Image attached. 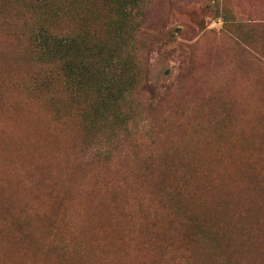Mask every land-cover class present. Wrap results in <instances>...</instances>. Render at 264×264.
Segmentation results:
<instances>
[{
	"label": "rangeland",
	"instance_id": "rangeland-1",
	"mask_svg": "<svg viewBox=\"0 0 264 264\" xmlns=\"http://www.w3.org/2000/svg\"><path fill=\"white\" fill-rule=\"evenodd\" d=\"M0 264H264V0H0Z\"/></svg>",
	"mask_w": 264,
	"mask_h": 264
},
{
	"label": "trees",
	"instance_id": "trees-1",
	"mask_svg": "<svg viewBox=\"0 0 264 264\" xmlns=\"http://www.w3.org/2000/svg\"><path fill=\"white\" fill-rule=\"evenodd\" d=\"M71 36H64L63 34H56V33H47L45 36H42L40 39L44 42L45 46L47 47H53V46H62L65 47L67 45L65 41H70L69 38ZM70 72H73L72 70ZM77 72H74V74H69L71 77L76 78Z\"/></svg>",
	"mask_w": 264,
	"mask_h": 264
}]
</instances>
